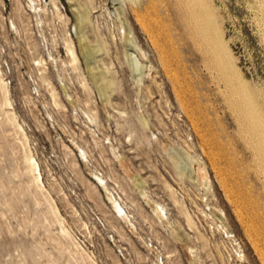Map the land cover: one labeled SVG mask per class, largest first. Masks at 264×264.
Returning a JSON list of instances; mask_svg holds the SVG:
<instances>
[{
	"label": "rangeland",
	"instance_id": "obj_1",
	"mask_svg": "<svg viewBox=\"0 0 264 264\" xmlns=\"http://www.w3.org/2000/svg\"><path fill=\"white\" fill-rule=\"evenodd\" d=\"M47 4L0 0V264H264V0Z\"/></svg>",
	"mask_w": 264,
	"mask_h": 264
},
{
	"label": "bare ground",
	"instance_id": "obj_2",
	"mask_svg": "<svg viewBox=\"0 0 264 264\" xmlns=\"http://www.w3.org/2000/svg\"><path fill=\"white\" fill-rule=\"evenodd\" d=\"M140 2V0H132V2ZM57 5V4H56ZM34 7V6H33ZM35 8V7H34ZM33 8V9H34ZM36 9H38V8H36ZM35 9V12L37 13L38 11ZM57 11H59V9L57 10ZM80 13V12H79ZM58 14H60V11L58 12ZM121 14V13H120ZM58 16V15H57ZM61 16V15H60ZM59 17V16H58ZM63 17V16H62ZM211 18V17H210ZM216 18V17H215ZM215 18H213V19H215ZM76 19H77V21H78V28H77V30L79 31L78 33H77V35H78V38H79V41H80V46H81V48H82V51L84 52V54H85V56H87V58H88V60L87 61H89V62H87L88 63V68H91V69H94V68H92V60H93V57H92V54L90 53V51H89V49H88V47L86 46V44H84V42H83V37H82V35H81V30H82V27H81V23H82V16H80V15H77L76 16ZM85 19V18H84ZM88 19H89V17H88ZM203 20H205V19H203ZM211 20V19H210ZM214 21V20H213ZM206 22H209V23H211L210 21H206ZM215 22V21H214ZM204 23V22H203ZM85 24V23H84ZM217 25H218V23H216ZM216 25V26H217ZM83 26V25H82ZM143 28H144V30L143 31H145L146 32V34L147 35H150L149 34V29L148 28H146V26L144 25V26H142ZM209 27H210V24H209ZM213 27H215V26H213ZM218 27V26H217ZM261 27V26H260ZM212 28V27H211ZM219 28V27H218ZM263 28V27H262ZM208 29V28H207ZM206 28H205V30H207ZM221 30V29H220ZM207 31H209V30H207ZM263 31V30H262ZM211 32H214V31H211ZM204 33V32H203ZM207 34V33H206ZM215 34H217V33H215ZM207 35H209V34H207ZM210 36V35H209ZM213 36V35H212ZM217 35H215V38L214 39H216L218 42V44H220V47L218 48V51H217V55L218 56H221V59H222V66L223 67H225V69H228V71L230 70V69H235V71L237 72L236 74H235V79H236V81H238V83L240 84V88L241 89H244V88H247V81L248 80H246L245 79V77L243 76V74H242V72H241V69L240 68H234V65H231V63H230V61L232 60V57H231V50H229V48H228V45L226 46L223 42H221L220 41V38H218V36L216 37ZM67 38V37H66ZM68 38H70L71 40H72V34L70 35H68ZM67 40V39H66ZM125 43H126V59L128 60V63L130 64V66H131V68H132V70L134 71V73L139 77V79L140 80H142L143 79V76H144V74H145V72H146V69L147 68H149L147 65H145V61H146V57H145V55H144V53H142L139 49H138V47L134 44V42H133V40H132V38L130 37V34H129V32H127V34H126V38H125ZM226 43V42H225ZM66 44V43H65ZM72 44H73V42H72ZM67 52V51H66ZM68 52H69V55H70V57H71V59L70 60H72V62H75L76 63V61H77V58H76V54H75V51H74V47H73V45L71 46V47H69L68 48ZM49 53V52H48ZM67 55H68V53H67ZM69 57V56H68ZM54 60V59H53ZM47 62V61H46ZM46 62H44V63H46ZM53 62V61H52ZM54 63V62H53ZM48 64V63H47ZM36 65L39 67V66H42L43 65V61L40 63V62H38V63H36ZM47 66V65H46ZM0 68H1V58H0ZM94 75V74H93ZM97 75V74H96ZM95 76V75H94ZM229 77V81H230V83L231 84H234V73L233 74H231L230 76H228ZM95 79H97V76H95L94 77ZM47 82V81H46ZM1 83H2V80H1ZM4 84H3V90H4V92H5V94L7 95L8 94V90H7V84L5 83V82H3ZM48 83V82H47ZM50 84V83H49ZM99 85V84H98ZM99 88V87H98ZM102 90V89H101ZM101 95L103 96L104 95V93H103V91H101ZM56 98V97H55ZM102 101H103V98H102ZM9 103V102H8ZM55 103V105L58 107V106H60L59 104H57L56 103V101L54 102ZM61 104V103H60ZM62 106V105H61ZM20 127V126H19ZM175 153V159H176V161H177V164L179 165V168H180V170H181V172L183 173V174H187L188 176H190V177H193L194 175L197 177V178H203V180H206L207 179V171H206V169L205 168H203V167H201V166H199V167H195V169H193L192 171H190V164L188 163V161L186 160V158H184V156L182 155V154H180V153H176V152H174ZM174 155V154H173ZM173 157V158H174ZM87 158V157H86ZM120 158V157H119ZM27 160V162L30 164V166H31V170H32V172H35V171H37L38 172V176L36 177L37 178V185H38V187L40 188V189H44L45 187H44V183H43V179H42V175H41V172H40V167H39V165H38V163H37V161L36 160H34L33 159V157H32V160L31 159H26ZM119 160V159H118ZM191 160V159H190ZM192 169V168H191ZM191 174H190V173ZM95 176V175H94ZM97 176V175H96ZM100 177V176H99ZM98 177V178H99ZM98 181H99V183H100V185H101V187L103 188V190H105V192L109 195V197H110V201H111V203L114 205V207H112V208H114L115 210H116V213H117V215L119 216V218L120 217H123V218H129L130 216L128 215V213H127V211L125 210V208L122 206V204L118 201V199H116L115 197H114V195L115 194H113L112 193V191L110 190V188L108 187V185H107V183L104 181V179L102 180L101 178H99L98 179ZM136 181V180H135ZM97 184V183H96ZM138 185V188L141 190V193L144 195V197H146L147 199H149V201L151 200L150 199V197L147 195V193L145 192V190L143 189V187L140 185V184H137ZM112 189V188H111ZM45 190V189H44ZM115 193V192H114ZM109 201V202H110ZM176 201V200H175ZM153 203H154V205H155V210L157 211V212H159L161 215H163V217H165V219H167V217H166V211H165V209L158 203V202H155V201H153ZM175 203H177V201L175 202ZM178 205V204H177ZM163 220H164V218H163ZM68 232V231H67ZM66 233V232H65ZM67 234V233H66ZM67 236H68V234H67ZM228 238V237H227ZM229 239V238H228ZM185 249H187V251H188V253H189V255H190V257H191V261H192V263L194 262V261H196L195 259H196V257H198L197 255H196V252H195V250H193V248H189V247H185ZM171 259V258H170ZM195 263V262H194ZM263 263V262H262Z\"/></svg>",
	"mask_w": 264,
	"mask_h": 264
},
{
	"label": "built area",
	"instance_id": "obj_3",
	"mask_svg": "<svg viewBox=\"0 0 264 264\" xmlns=\"http://www.w3.org/2000/svg\"><path fill=\"white\" fill-rule=\"evenodd\" d=\"M42 1H44V0H42ZM48 3V0H45V4H47ZM61 4V3H60ZM48 5V4H47ZM62 8H64L63 6H62Z\"/></svg>",
	"mask_w": 264,
	"mask_h": 264
}]
</instances>
